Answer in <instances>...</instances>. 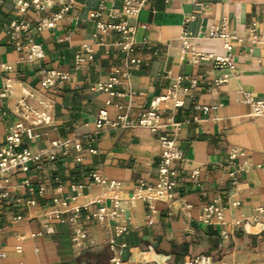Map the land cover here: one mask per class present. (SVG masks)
Returning <instances> with one entry per match:
<instances>
[{"label":"crops","instance_id":"1","mask_svg":"<svg viewBox=\"0 0 264 264\" xmlns=\"http://www.w3.org/2000/svg\"><path fill=\"white\" fill-rule=\"evenodd\" d=\"M102 2L107 0H75L54 27L39 30L41 21L51 18L58 7L21 14L14 0L0 1V66H4L0 83L16 82L13 96L0 99V144L17 119L14 109L25 89L51 102L55 120L53 125L32 128L25 146L36 153L56 140L73 142L66 157L43 167L31 165L29 172L15 174L5 186L7 198L0 202V264H111L115 256L124 264H183L203 255L225 264H264V212H258L264 205V116L250 117L245 95L250 92L256 100H264V43L248 40L253 23L262 33L264 0H151L137 18L128 20L135 41L130 55L119 45L120 33H110L102 44L94 39L97 21L90 14ZM102 21L119 22L110 21L108 11ZM25 23L29 30L20 31ZM216 25L235 34L230 52L223 40L212 37ZM184 31L191 44L187 54L181 53ZM18 43L22 51H17ZM32 43L42 46L41 59H28ZM85 44L91 45L93 59L85 54V61L78 63ZM192 49L214 58L228 57L234 68L219 65L214 58L195 63ZM132 58L138 62L132 64ZM124 71L128 77L114 86L115 96L92 89ZM54 72L67 79L43 88L42 81ZM225 76L227 81L219 83ZM179 77L187 80L177 89L176 99L160 104L158 133L143 127L96 131L100 111L106 110L112 122L125 114L137 120L153 100L175 88ZM191 79L197 80L196 87L184 92ZM29 101L39 107L35 99ZM203 107L215 109L207 114ZM161 135L173 137L184 152V160L173 164L180 170V197L172 204L157 202L152 210L146 201L130 198L142 185L158 181ZM74 142L81 144L80 150ZM235 147L244 151L237 163L247 166L234 179L229 152ZM194 171H199L197 178L192 177ZM93 173L107 184H94ZM25 181L34 188L33 194ZM110 182L119 184L115 195L121 200L120 218L105 223L88 220L102 207L113 210ZM78 186L82 188L74 189ZM209 205L219 211L209 223L201 222ZM79 207L81 215L75 220ZM16 216L21 220L14 221ZM76 228L86 232L80 246L73 241Z\"/></svg>","mask_w":264,"mask_h":264},{"label":"built area","instance_id":"2","mask_svg":"<svg viewBox=\"0 0 264 264\" xmlns=\"http://www.w3.org/2000/svg\"><path fill=\"white\" fill-rule=\"evenodd\" d=\"M4 1V0H0ZM120 2V8H116V3ZM19 13L25 14L29 11H34L37 14L43 13L48 9L58 7V12L55 13L51 18H44L40 25L39 30H44L52 28L55 23L61 19V16L68 13L75 3V0H14ZM151 0H107V2H102L98 9L91 12L90 18L97 21V31L93 35L94 39L102 44L105 37L110 35L112 32H117L122 35V40L119 42L122 50L130 55L134 52V29L128 24V20L131 18H137L139 14L147 7L150 6ZM110 4V8H108ZM108 11V19L110 21L119 20L118 23L114 22H103L102 19ZM13 27L18 30L19 26L15 23ZM21 30L27 32L29 30V24H21ZM189 34L184 31L182 40V54H187L190 52L191 44L188 41ZM212 37L219 38L224 41L225 48L228 52L232 50L231 40L235 38V34L229 32L226 27L216 25L212 30ZM248 40L253 44H263L264 43V28L261 34L257 32V24L253 23L249 30ZM17 51H22L23 46L21 44H16ZM192 52L193 62H198L199 60H211L214 58L212 55H203ZM88 55V59H93V49L90 44H85L83 46V54L77 58L78 63L85 61L84 55ZM43 57L42 46L37 43H32L29 45L28 49V59L37 60ZM215 62L219 65H228L231 69L234 67L230 65L228 57H215ZM132 64L138 61L135 58L130 60ZM4 66H0V68ZM7 70H11L10 67ZM128 72H121L119 75L113 76L110 81L106 84L98 83L93 85L94 91H102L108 93L110 96H115L114 86L117 85L122 78H127ZM67 79L66 74L62 73H52L48 78L42 81L41 85L43 88H50L55 85L58 80ZM187 80L184 77H179L175 88L170 90L166 96L156 98L151 102L150 110L143 114L139 119L133 120L128 114L119 116L117 121H110L108 117V112L106 110L100 111L96 119V131L103 128H136L143 127L149 129L153 133H158L161 128V116L159 114V106L162 102L166 101L168 98H177V89L181 88L182 83ZM189 81L188 87H183L184 92H189L194 89L197 85V80L191 79ZM227 81V76L221 79L219 83ZM16 82L7 79L5 82L0 83V99L6 100L13 96L14 88ZM246 102L251 107L250 117H261L264 116V100H256L252 93L246 92ZM30 99H35L38 106L37 107L30 103ZM107 104H110L108 102ZM180 102L176 103V106H180ZM51 102L45 98L38 96L32 90L25 89L23 91V97L20 98L15 106L14 114L16 116V121L9 125L7 129V135L5 141L0 144V202L7 198V193L4 191L5 186L10 184L13 176L19 172L27 173L30 171L31 165H37L38 167L45 166L47 162L59 161L68 155V148L71 141H59L56 140L52 142L51 147L48 149L41 150L40 152H33L31 149L25 146L24 139L29 134L30 130L39 126L53 125L55 123L54 117L50 112ZM211 107H203L204 113L211 112ZM159 142L161 146V154L158 161V181L154 185H142L133 196L130 198L131 202L137 200H144L148 203L149 207L153 210L154 204L157 202H162L166 204H172L176 199L180 197L177 185L180 178V170L173 166L174 163L184 160V152L177 145L176 140L168 135L159 136ZM75 148L77 150L81 149V144L74 142ZM244 156V151L242 148H232L229 152V167L233 168L230 172L232 178H236L237 173L241 172L247 166V162L243 164H238L237 160L239 157ZM81 161V159H78ZM199 176V171H194L192 174L193 178ZM91 180L96 185L105 186L107 181L101 175L93 173L91 175ZM25 186L29 188L30 192L34 193V188L29 184V181H25ZM233 184L236 186L237 182L234 180ZM119 184L116 182H110L108 184V189L110 192V197L114 201V208L110 210L106 207L100 208L95 214L88 215L87 219L94 218L99 222L105 223L111 219H118L121 213L118 211L121 200L115 195ZM80 189L82 186L74 187V189ZM44 189L39 190V194L42 195ZM102 197L98 199L101 202ZM57 203V200H55ZM31 205L35 204V201L28 202ZM239 203L236 202L237 206ZM82 208L75 209L74 219L77 220L81 215ZM219 209L214 205H209L204 208V212L201 216L200 221L204 223H209L211 217L218 213ZM259 213L264 212V205L258 209ZM254 221L257 223L261 222L259 217H253ZM14 221L21 220L20 216H16ZM239 222H237V225ZM123 229L118 230V235L123 233ZM86 236V232L82 228H76L75 236L73 241L77 245H81L82 239ZM229 235H226V239ZM112 251H114V246H111ZM21 251L20 247L17 249ZM1 257V256H0ZM111 264H124L123 261L115 256ZM183 264H225L221 261H217L212 256H197L195 258L186 260Z\"/></svg>","mask_w":264,"mask_h":264}]
</instances>
